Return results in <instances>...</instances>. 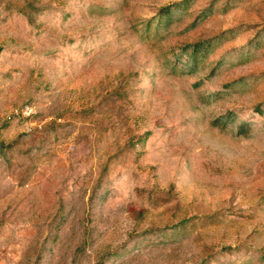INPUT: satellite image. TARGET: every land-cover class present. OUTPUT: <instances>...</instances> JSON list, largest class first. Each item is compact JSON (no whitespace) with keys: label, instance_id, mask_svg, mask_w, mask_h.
<instances>
[{"label":"rangeland","instance_id":"1","mask_svg":"<svg viewBox=\"0 0 264 264\" xmlns=\"http://www.w3.org/2000/svg\"><path fill=\"white\" fill-rule=\"evenodd\" d=\"M0 264H264V0H0Z\"/></svg>","mask_w":264,"mask_h":264}]
</instances>
